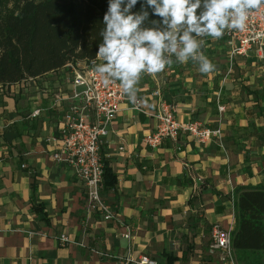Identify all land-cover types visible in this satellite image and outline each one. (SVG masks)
Instances as JSON below:
<instances>
[{
  "label": "crops",
  "instance_id": "1",
  "mask_svg": "<svg viewBox=\"0 0 264 264\" xmlns=\"http://www.w3.org/2000/svg\"><path fill=\"white\" fill-rule=\"evenodd\" d=\"M214 40L206 37L205 46ZM219 47L231 59L228 47ZM202 50L214 71L202 74L189 61L142 74L143 111L124 103L103 139V159L117 175L114 187L102 189L112 220L88 209L83 181L51 158L55 147L47 138L58 133L68 105L54 95L68 91V71L0 91V264H125L128 247L134 258L163 263L170 253L174 264H232L211 251L212 227H236V187L264 186V62L252 53L223 69L214 51ZM156 89L177 105L181 121L221 127L222 141L201 144L182 135L147 145L144 136L157 123ZM61 234L69 242L60 243Z\"/></svg>",
  "mask_w": 264,
  "mask_h": 264
},
{
  "label": "built area",
  "instance_id": "2",
  "mask_svg": "<svg viewBox=\"0 0 264 264\" xmlns=\"http://www.w3.org/2000/svg\"><path fill=\"white\" fill-rule=\"evenodd\" d=\"M222 38L231 59L254 53L264 62V6L249 12L243 31L226 30ZM94 61L96 64L100 63L98 59L72 61L63 67L69 73L68 91L60 89L54 96L56 101L66 100L68 105L58 133L49 136L47 142L55 147L51 158L66 164L76 177L83 181L87 189L88 209L101 213L105 220H112L115 217L114 209L102 195L104 159L101 143L109 134L110 126L122 105L129 99L119 81L108 85L103 83V76L94 71ZM40 77H29L10 86L0 85V91L8 89L12 91L18 84H22V87L30 83L38 85ZM151 95L156 99V110L152 117L157 123L154 130L144 136L143 140L147 145L157 148L168 139L179 141L182 135L201 144H207L213 139L222 141L221 127L210 128L198 120L181 121L178 118L177 105L163 98L160 89L154 90ZM133 108L143 111L139 98L136 99ZM219 109L222 111L225 107L219 106ZM40 113L41 109H36L32 116L37 117ZM232 230L215 223L212 227L210 247L212 252H221L223 261L228 260L234 264ZM125 237L130 238V233ZM69 240L65 234L58 237L62 244ZM130 252L131 248L128 247V254L123 259L125 264H164L147 255L134 258Z\"/></svg>",
  "mask_w": 264,
  "mask_h": 264
},
{
  "label": "trees",
  "instance_id": "3",
  "mask_svg": "<svg viewBox=\"0 0 264 264\" xmlns=\"http://www.w3.org/2000/svg\"><path fill=\"white\" fill-rule=\"evenodd\" d=\"M143 3L138 0L132 11L139 12ZM107 9L108 0H0V85L56 72L72 61L95 59ZM147 10L146 26H151L160 18ZM103 162V187L109 189L117 184V175ZM233 201L237 225L232 247L238 262L264 264V186H238ZM165 257L164 264L177 259L170 253Z\"/></svg>",
  "mask_w": 264,
  "mask_h": 264
},
{
  "label": "clouds",
  "instance_id": "4",
  "mask_svg": "<svg viewBox=\"0 0 264 264\" xmlns=\"http://www.w3.org/2000/svg\"><path fill=\"white\" fill-rule=\"evenodd\" d=\"M137 3L108 0L95 58L100 63H93L103 83L119 81L133 104L142 74L155 75L166 66L189 61L202 74L214 71L202 50L205 38L219 39L226 30L243 31L249 12L264 6V0H144L140 11L133 12ZM147 9L160 18L151 26H146Z\"/></svg>",
  "mask_w": 264,
  "mask_h": 264
},
{
  "label": "rangeland",
  "instance_id": "5",
  "mask_svg": "<svg viewBox=\"0 0 264 264\" xmlns=\"http://www.w3.org/2000/svg\"><path fill=\"white\" fill-rule=\"evenodd\" d=\"M11 5V3H9V6ZM223 38H219V40H214L215 43H212L211 46L207 45L204 46L206 47L208 50H212L214 51V53H216L218 55V60L217 63L223 68L226 69L228 67V64H231V59H229V56L225 50V48L223 47H219L217 48L218 43L221 44V46L224 44L223 42ZM213 47V48H212ZM212 48V49H211ZM251 56H254V54H250ZM234 62V61H233ZM44 76V75H43ZM233 254L235 256V251H233ZM155 259V258H153ZM240 264V263H239Z\"/></svg>",
  "mask_w": 264,
  "mask_h": 264
}]
</instances>
